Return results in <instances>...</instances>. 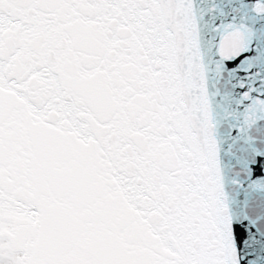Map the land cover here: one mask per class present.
Instances as JSON below:
<instances>
[{
  "label": "snow or ice",
  "instance_id": "obj_1",
  "mask_svg": "<svg viewBox=\"0 0 264 264\" xmlns=\"http://www.w3.org/2000/svg\"><path fill=\"white\" fill-rule=\"evenodd\" d=\"M0 264H264V0H0Z\"/></svg>",
  "mask_w": 264,
  "mask_h": 264
}]
</instances>
